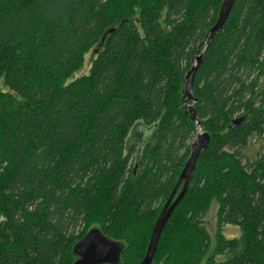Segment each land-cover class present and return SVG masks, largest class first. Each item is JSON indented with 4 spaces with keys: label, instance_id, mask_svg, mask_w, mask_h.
Returning <instances> with one entry per match:
<instances>
[{
    "label": "trees",
    "instance_id": "obj_1",
    "mask_svg": "<svg viewBox=\"0 0 264 264\" xmlns=\"http://www.w3.org/2000/svg\"><path fill=\"white\" fill-rule=\"evenodd\" d=\"M222 3L0 0V264H72L93 228L124 244L120 264L142 262L197 134L183 82L205 49L211 142L153 264H264V0H235L206 48Z\"/></svg>",
    "mask_w": 264,
    "mask_h": 264
},
{
    "label": "water",
    "instance_id": "obj_2",
    "mask_svg": "<svg viewBox=\"0 0 264 264\" xmlns=\"http://www.w3.org/2000/svg\"><path fill=\"white\" fill-rule=\"evenodd\" d=\"M234 3L235 0H223L222 6L218 13L216 24L211 28L209 32V39L207 41L206 48L216 37V35L224 28L226 22L228 21ZM114 32L115 30H110L107 34H112ZM205 50L199 56H196L192 60L191 68L186 73L183 82V102L185 104H187L188 102H193V104L188 108V112L190 114L191 120L198 123V125L200 124L196 114L197 100L194 94V82L198 70L200 69L205 59ZM197 131L199 133L191 144L190 156L178 177L173 191L171 192L156 220L146 251V255L140 264H153L159 241L165 229V226L167 225L176 208L179 206V204L187 194L193 180L197 162L210 145V135L207 133L200 134L199 129ZM124 250L125 247L122 242L108 239L101 233L98 228H93L81 241H79L74 246L73 254L75 260L72 264H120L121 255L123 254Z\"/></svg>",
    "mask_w": 264,
    "mask_h": 264
},
{
    "label": "rangeland",
    "instance_id": "obj_3",
    "mask_svg": "<svg viewBox=\"0 0 264 264\" xmlns=\"http://www.w3.org/2000/svg\"><path fill=\"white\" fill-rule=\"evenodd\" d=\"M93 52L88 54L86 56V61L85 64L83 66V68L78 71L77 73L74 74V76L70 79V81H74L78 78L87 76L90 73L91 67H92V58H93ZM0 90H2L3 92H7L8 90L6 88H4L2 82L0 81ZM145 130V128L142 126L139 128V131L143 132ZM133 134V133H132ZM130 135V138L133 136L136 139H140V142L143 141V138L141 137V134L138 135ZM253 143V147L250 149V155H254L257 154L261 148V142H258V144L255 143V139H253L252 141ZM260 153V152H259ZM258 155V154H257ZM217 210H218V206L217 204H214L211 208V210L209 211V213L206 215V217L204 218V223L205 226L207 227L211 237H212V241L213 244L215 246V238L218 232V220H217ZM223 234L226 238L231 239V238H238L241 234L240 228L235 227V226H226L223 228ZM225 259V257H218L219 261H223Z\"/></svg>",
    "mask_w": 264,
    "mask_h": 264
},
{
    "label": "bare ground",
    "instance_id": "obj_4",
    "mask_svg": "<svg viewBox=\"0 0 264 264\" xmlns=\"http://www.w3.org/2000/svg\"><path fill=\"white\" fill-rule=\"evenodd\" d=\"M255 74H256V72L254 73V78H255V76H257V74H256V75H255ZM254 78H253V79H254ZM260 82H261V81H260ZM262 88H263V87H262ZM187 104H188V103H187ZM190 104H191V103H190ZM192 104H193V102H192ZM192 104H191V105H192ZM191 105H189V107H190ZM189 107H188V108H189ZM199 124H200V125H198V123H197V129H196V130L199 129L200 134H204V133H206V132H202V129H201V123L199 122ZM198 133H199V132L197 131L196 137H197ZM207 134H208V133H207ZM196 137H195V138H196ZM194 140H195V139H194ZM249 148H250V147H249ZM233 153H234V152H233ZM92 220H93V219H92ZM103 234H104V233H103Z\"/></svg>",
    "mask_w": 264,
    "mask_h": 264
}]
</instances>
